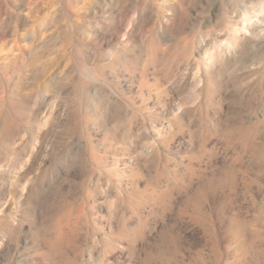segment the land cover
Instances as JSON below:
<instances>
[{
  "label": "rangeland",
  "instance_id": "374dc122",
  "mask_svg": "<svg viewBox=\"0 0 264 264\" xmlns=\"http://www.w3.org/2000/svg\"><path fill=\"white\" fill-rule=\"evenodd\" d=\"M0 264H264V0H0Z\"/></svg>",
  "mask_w": 264,
  "mask_h": 264
},
{
  "label": "bare ground",
  "instance_id": "6f19581e",
  "mask_svg": "<svg viewBox=\"0 0 264 264\" xmlns=\"http://www.w3.org/2000/svg\"><path fill=\"white\" fill-rule=\"evenodd\" d=\"M121 238H122V236L119 237V239H121ZM122 239H123V238H122Z\"/></svg>",
  "mask_w": 264,
  "mask_h": 264
}]
</instances>
